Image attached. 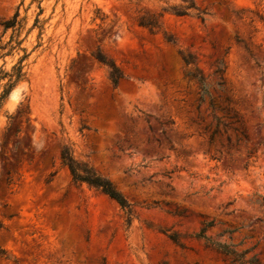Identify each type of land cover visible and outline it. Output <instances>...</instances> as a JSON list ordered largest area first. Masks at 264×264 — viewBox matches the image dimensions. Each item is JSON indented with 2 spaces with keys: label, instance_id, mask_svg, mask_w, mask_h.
<instances>
[{
  "label": "rangeland",
  "instance_id": "obj_1",
  "mask_svg": "<svg viewBox=\"0 0 264 264\" xmlns=\"http://www.w3.org/2000/svg\"><path fill=\"white\" fill-rule=\"evenodd\" d=\"M16 10L28 55L0 109V264H264V0H0V23ZM7 50L0 69L23 54ZM62 146L129 224L72 182Z\"/></svg>",
  "mask_w": 264,
  "mask_h": 264
},
{
  "label": "trees",
  "instance_id": "obj_2",
  "mask_svg": "<svg viewBox=\"0 0 264 264\" xmlns=\"http://www.w3.org/2000/svg\"><path fill=\"white\" fill-rule=\"evenodd\" d=\"M190 6H192V4H190L187 7H190ZM37 7H38L37 16L35 17L32 25L27 29V32L34 27H39L40 30L42 29L41 25L38 24L40 22L38 15L42 12V8L40 7V5H38ZM172 10L177 15H183L186 13L184 8L183 9L182 8H172ZM202 12L204 11L203 10L199 11V13H202ZM18 16H19V12L18 10H16L10 18L0 23L2 27V33H5L8 29L10 30L8 39L3 43L0 42V50L5 49L7 47L8 50L6 53H4L5 55L12 54L13 50L23 51V54L17 58L16 62L12 64L9 70H4L2 68L0 69V82L1 80H5V82L2 84V89L0 90V109L2 107L5 97L7 96L11 88L18 81L23 79L25 76V71L23 69L25 64L23 63V61L27 58L28 53H26L25 48L21 46L23 38H19L20 31L23 29L25 22H24V17L19 18ZM197 16L202 19L201 14H198ZM139 23L141 25L151 27L155 24V21L154 20H144L142 18L140 19ZM93 57L96 61L106 65L109 68V71H108L109 78L113 86H116L118 81L121 78H123V74L119 70V68L114 64L112 60L107 59L104 55H102L100 51H96L93 54ZM191 58L192 57L190 54H187L184 56V59L186 62H190ZM217 63H218V66L216 68V71H219L220 70V66H219L220 60H217ZM195 76L197 77L200 83V92H199L198 102H201L203 99V96L207 95L209 98L208 107H210L211 110L213 111L214 106L209 96V93L207 91V85L204 83V80L200 75L195 74ZM222 84L223 82L221 80L217 81L216 82L217 88L221 89ZM224 100L228 102L229 98L226 96ZM221 110H223L226 113L230 112L229 108L227 107H222ZM23 112L24 110L17 109L16 114L14 116L13 115L9 116V118L13 119L15 116L16 117L21 116ZM213 118L215 119L216 123H215L214 129L210 133L209 139H211L212 135L217 133V124L219 122V119L215 117L214 115H213ZM229 118H235V122L239 121L237 114L235 112H233L229 116ZM224 125H227V124H224ZM18 131H19L18 128L14 129L15 133H17ZM59 158H60L61 164L67 167L72 182L85 183L88 186L99 189L100 191L108 195L110 198L115 200L118 203V205L124 210V213L126 216L125 222L126 224H129L130 204L117 190L114 189V187L111 185V183L106 178L101 177L99 174L94 172L85 163L78 162L77 160H75L72 156L70 148L67 146H62L60 148ZM211 224H212V221H208L205 223V226H209ZM216 247L225 254H232V255L234 254L233 250L228 249L225 245L216 244ZM237 256L239 257L241 256V254ZM247 264H258V263L256 262V259L252 257L249 260H247Z\"/></svg>",
  "mask_w": 264,
  "mask_h": 264
},
{
  "label": "bare ground",
  "instance_id": "obj_3",
  "mask_svg": "<svg viewBox=\"0 0 264 264\" xmlns=\"http://www.w3.org/2000/svg\"><path fill=\"white\" fill-rule=\"evenodd\" d=\"M12 94V93H11ZM14 96V95H13Z\"/></svg>",
  "mask_w": 264,
  "mask_h": 264
}]
</instances>
